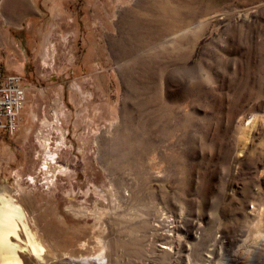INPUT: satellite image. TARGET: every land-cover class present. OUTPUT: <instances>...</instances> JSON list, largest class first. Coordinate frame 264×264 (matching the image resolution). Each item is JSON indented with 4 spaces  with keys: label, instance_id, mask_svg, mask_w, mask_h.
Segmentation results:
<instances>
[{
    "label": "rangeland",
    "instance_id": "374dc122",
    "mask_svg": "<svg viewBox=\"0 0 264 264\" xmlns=\"http://www.w3.org/2000/svg\"><path fill=\"white\" fill-rule=\"evenodd\" d=\"M8 1L0 55L24 34ZM36 2L49 66L0 129V191L20 190L28 227L64 259L119 242L114 264H175L157 255L169 226L191 264H264V0Z\"/></svg>",
    "mask_w": 264,
    "mask_h": 264
},
{
    "label": "bare ground",
    "instance_id": "6f19581e",
    "mask_svg": "<svg viewBox=\"0 0 264 264\" xmlns=\"http://www.w3.org/2000/svg\"><path fill=\"white\" fill-rule=\"evenodd\" d=\"M46 125L47 127L44 128H48L50 123L47 121ZM42 131L47 132L48 130L44 129ZM49 142L50 139H47L46 144H49ZM53 163L55 162L53 161ZM18 195H21L20 190L11 187L0 191V264H114L117 261L118 251L120 250L119 242H112L107 250L98 257L78 261L70 258L71 256L68 255L70 257L64 259L68 253H62V250L60 251L50 239H43L45 236L34 220L35 231L28 227L26 223L27 215L16 202L17 197L19 198ZM167 227L170 230L163 232L157 239V242H160L161 246L167 245L168 248L160 247L157 250L158 257L173 258L176 260L175 264H191L189 246L186 243L172 246V236L178 230L176 228L171 229L169 226ZM98 240L104 248L108 246L109 240H105L104 236L98 238ZM44 242H48V246H45Z\"/></svg>",
    "mask_w": 264,
    "mask_h": 264
},
{
    "label": "crops",
    "instance_id": "0c3cea01",
    "mask_svg": "<svg viewBox=\"0 0 264 264\" xmlns=\"http://www.w3.org/2000/svg\"><path fill=\"white\" fill-rule=\"evenodd\" d=\"M20 1L21 0H10L7 2V6L5 5L3 8L7 17V22L10 25L15 26L20 21H25V24H23L21 28L23 31H20L24 32V34L17 33L13 42H11L9 38H3L2 40L5 51L0 55V68L2 69L0 80L11 75L21 76L22 80L26 82L27 90H29L30 86L38 84L39 82L37 76L32 71L33 67L39 65L48 68L49 65H46L45 61L36 56L37 46L42 31L39 32L38 37L37 35H33V33L27 32L34 24H37L39 20L43 19V14L39 12L36 0H29L28 6L26 5L27 2L22 3ZM25 10L28 11L29 15H25ZM16 20L18 21L17 23H15ZM49 40L50 38L44 39L46 46ZM17 51L20 53L19 58L15 54Z\"/></svg>",
    "mask_w": 264,
    "mask_h": 264
},
{
    "label": "built area",
    "instance_id": "2783aa9c",
    "mask_svg": "<svg viewBox=\"0 0 264 264\" xmlns=\"http://www.w3.org/2000/svg\"><path fill=\"white\" fill-rule=\"evenodd\" d=\"M27 88L21 77L11 75L0 80V129L9 135L19 129Z\"/></svg>",
    "mask_w": 264,
    "mask_h": 264
}]
</instances>
